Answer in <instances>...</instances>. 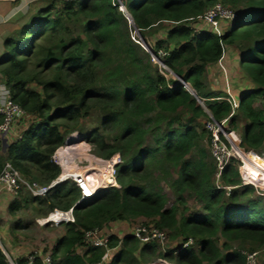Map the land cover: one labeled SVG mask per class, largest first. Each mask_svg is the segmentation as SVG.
<instances>
[{
	"label": "trees",
	"instance_id": "1",
	"mask_svg": "<svg viewBox=\"0 0 264 264\" xmlns=\"http://www.w3.org/2000/svg\"><path fill=\"white\" fill-rule=\"evenodd\" d=\"M45 1L18 37L5 41L0 59V74L12 100L30 116L22 137L9 143L5 157L0 155V173L7 161L25 178L49 185L61 174L52 155L64 144V133L82 131L83 117L97 112L99 125L87 132L88 141L97 157L120 155V186L77 203L80 190L65 181L44 197L14 198L8 206L10 214L32 205L43 216L55 208L73 207L75 222L65 223V234L51 251V264L100 262L105 250L89 245L86 232L138 218L148 219L147 226L165 231L179 243L162 250L156 241L142 243L132 234H112L108 244L115 252L106 264H144L157 259L172 264H246L243 250L264 248V207L252 199L241 202L254 189L242 184L233 164L224 167L220 178L223 186L234 187L228 192L214 183L215 166L209 168L205 160L193 161L188 156L203 138L212 139L211 131L195 122L209 121L212 115L218 121L231 118L234 124L235 112L245 120L242 147L256 152L264 148V111L255 107L257 100L264 99V0ZM218 1L234 9L246 8L220 34L203 29L197 20ZM120 2L140 33L160 22L171 23L153 50L161 56L164 49L165 65L195 89L209 112L180 81L170 80L149 54L145 53L146 59L140 55ZM236 43L241 68L253 87L243 92L233 109L227 100L205 92L202 80L208 66ZM31 84L41 91L29 88ZM150 136L154 138L148 144ZM260 159L264 169V156ZM171 169L176 170L171 186L177 198L169 206L163 189L157 187L161 177L156 175L162 171L169 177ZM187 191L202 203L204 216L186 214ZM190 239L193 243L185 245ZM80 248L84 249L81 254ZM19 263L25 264L26 259ZM0 264H8L1 249Z\"/></svg>",
	"mask_w": 264,
	"mask_h": 264
},
{
	"label": "rangeland",
	"instance_id": "2",
	"mask_svg": "<svg viewBox=\"0 0 264 264\" xmlns=\"http://www.w3.org/2000/svg\"><path fill=\"white\" fill-rule=\"evenodd\" d=\"M217 3L221 2L218 1ZM234 10L241 14L243 11L246 10V8L244 5H240ZM130 19L132 18L130 17ZM126 20V27L128 29V33L131 37V40H133L136 44L139 45L141 50L140 55L142 56L143 54L146 59V54H149L151 56L150 58L154 62V57L151 53H149L146 45L142 42H137L139 39L136 33L134 32V22L130 23L127 17ZM170 25L171 23L169 22H160L156 24V26H154V29H151L146 32H141V35L145 39L148 46L153 49L155 41L157 39L165 37V29ZM75 29L78 28L75 27ZM238 48L239 44L237 43L232 45L231 47H227V49H232L233 51H238ZM157 65L160 70L164 69L168 72L165 74L170 80L177 79V74L172 69H170L169 67H160L159 64ZM236 70L237 71H234L233 73L235 74L236 79L234 78V80H236V82L233 83L230 76V81L223 80L224 75L220 68H216L215 66H208L205 77L202 80L203 90L207 93H214L217 96H222L223 98L233 97L231 96L232 90L237 89V87L239 88V85H242V87H244L247 85V83L252 84L249 76L246 74L244 69L237 68ZM227 71L229 72V70ZM226 82H228L227 85ZM189 87H191V89L196 92L191 85H189ZM29 88L41 91V87L35 84H31ZM203 104L206 107L204 101ZM255 107L264 111V99L260 98L259 100H257ZM205 109H207V107ZM234 114L236 115L235 123L232 124L231 118H226L223 120V125L227 127L233 133L234 136L237 137L238 143H235V145H233V143H230L231 147L227 148L226 159H224L227 160L229 165L233 164L237 168L242 184L252 186L254 189L253 194L247 197L242 196L241 202L243 204H246L249 199H252L255 201H259L261 207H264V169L260 165L261 154L264 156V148L257 152H247L244 150L241 144L243 141V129L245 125V120H243V117L238 114V112H235ZM184 117L188 119L189 115L186 114ZM99 121L100 115L97 112H91L87 116H84L81 120L80 126L82 128V131L76 130L67 134L65 132V129H62L64 130V134L66 136L65 142L62 146L69 147L68 151L72 163H74V167L78 171H85L86 169H91L94 167H99V169L106 167V164L103 163L101 160H107L97 157L94 154V146L88 141L89 139L87 136V132L99 125ZM207 123V119H200L195 122V125L202 128L203 126L207 128ZM153 138L154 137L150 136L147 143L150 144L151 142H153ZM207 138H203L200 141L198 147L193 150L191 155L188 156V159H191L193 161L203 159L209 164V168H211V166H215L216 169H214L215 171L213 173V181L216 185H221L222 181L220 180L219 175H217V171L219 169V161L213 154L212 139L209 140ZM6 147L7 146H3V150L0 154L2 158L5 157ZM229 153L230 155H228ZM6 162L7 161H5V163ZM170 172L171 176L165 178L164 173L162 171H158V175H156V178L161 177L160 180L157 181V187H161L163 189V192L169 199V206H172L174 203H176L177 196L176 190L174 187L171 186V184L173 183L175 176L177 175L175 169H171ZM235 188L241 189L240 186ZM28 195L32 196L31 193L24 189H22V191L17 194L7 192L0 193V249L2 250L4 255L5 252H7L13 259L18 261L21 259H27L31 255H51V251L54 245L56 244L57 240L65 234L66 230L65 224L40 225L38 221L40 219L46 218L47 216L40 215L36 211L37 206L35 205H32L29 208H23L19 210L16 215L10 214V212L8 211V206L9 204H11L12 200L14 198L22 199V197ZM185 196L189 209L186 212L187 215L202 217L207 213L203 208L202 203L196 200L194 193L187 191L185 192ZM149 223L150 222L148 221V219L145 218L130 220L127 223L116 221L106 225L102 228V230L104 231V234L112 235L115 234L114 228H120L122 230L121 232H124V234L122 235L124 236L125 234H132L137 227H142ZM178 243L179 241L173 240L168 235L167 241H165L164 244H160V246L162 250H169L173 249ZM236 246L237 245L234 243V247ZM249 247L250 246L247 247V250H243L247 258L246 264H264V248L249 251ZM83 251V248L78 249L79 254L83 253ZM114 252L115 250L113 251V253ZM158 260L159 259L150 262L149 264H156Z\"/></svg>",
	"mask_w": 264,
	"mask_h": 264
},
{
	"label": "built area",
	"instance_id": "3",
	"mask_svg": "<svg viewBox=\"0 0 264 264\" xmlns=\"http://www.w3.org/2000/svg\"><path fill=\"white\" fill-rule=\"evenodd\" d=\"M120 9L123 12H128L125 5L120 2ZM127 18L130 23L133 21L130 20L128 13ZM238 17V13L231 7L224 5L222 3H216L208 10L204 12L203 15L198 17V21L201 23V27L205 30L213 31L215 33H222L228 29L231 24ZM134 32L136 33L138 39L137 42L144 43L148 45L145 39L140 34V31L133 23ZM160 55L154 53V62L167 68L162 56L166 54L165 51L161 50ZM178 80L187 85V83L180 77ZM216 99H225L233 107L236 108L238 100L233 97L223 98L217 97ZM198 100L203 103L202 100ZM208 121L207 129L212 133L213 141V154L219 161L218 174L221 178L222 171L228 162L226 159L227 148H229L227 142L233 143L230 135L233 133L225 127L222 121H218L214 116H210ZM30 116L29 114L17 103L12 100L11 90L6 85L4 79L0 76V142L2 144L8 145L11 141L20 139L22 137L23 129L28 123ZM231 145V144H230ZM68 146H60L52 155V161L56 163L60 169L61 174L57 179L52 181L49 185H41L37 181H31L25 178L16 168L12 166L10 162H6L1 173H0V193H13L17 194L20 190H27L34 197H44L47 192L53 188V186L63 183L65 181L73 182L78 189L80 190L81 197L77 202H82L83 200H89L102 191L109 188H119V183L117 181V166L121 163V157L119 154L113 155L107 161L101 160L106 164L105 168L94 167L91 169H86L85 171L76 170L74 163H72ZM245 150V149H244ZM246 151V150H245ZM255 152V151H247ZM230 155V153L228 154ZM225 158V159H224ZM105 170V171H104ZM246 178V177H245ZM218 187L225 188L230 192L234 187L232 186H223L218 185ZM75 222V217L73 213V207L68 210L53 209L46 218L40 219L38 223L40 225H59L65 223ZM136 238H138L142 243H149L151 241H156L160 244H164L168 239V234L165 231H162L154 226H142L137 227L132 233ZM110 234H104V231L99 228L89 230L86 232V239L89 245L101 247L105 250V253L102 257V260L95 264H106L110 261L113 256L114 248L110 247L108 244ZM193 240L190 239L185 245L192 244ZM6 261L8 264H21L18 260L13 259L7 252H5ZM40 261L39 264H51L52 257L51 255H31L26 259L25 264H38L37 261ZM156 264H167L163 259H159Z\"/></svg>",
	"mask_w": 264,
	"mask_h": 264
},
{
	"label": "crops",
	"instance_id": "4",
	"mask_svg": "<svg viewBox=\"0 0 264 264\" xmlns=\"http://www.w3.org/2000/svg\"><path fill=\"white\" fill-rule=\"evenodd\" d=\"M46 4L47 2L45 0H0V59L5 54L6 51L5 41L8 38L18 37L21 28L25 24L29 23L35 16V14L40 10V8H42ZM211 66L220 68V70L224 75L223 77L224 81H230L229 79L230 76L232 82L235 83L236 80H234V78L236 79V77L235 74L233 73L234 71H237L236 70L237 68L241 69V58L236 50L233 51L232 49H226L223 57L217 63L210 65V67ZM227 70H229V72ZM227 83L228 82H226V85ZM239 86H240L239 88L237 87V89L232 90L231 93V96H233V98L237 100H239V98L241 97L244 91L250 90L253 87L251 83L250 84L247 83V85L244 87H242V85ZM8 145L2 144V150H3V146H7L6 147V151H7ZM262 156L263 155L261 154V157ZM261 161L262 160L260 159V162ZM120 222L127 223V221H120ZM114 230H115V234H118L119 236H122L124 234V232H121L122 230L120 228H116V229L114 228ZM149 263L150 262H146L144 264H149ZM167 264L170 263L167 262Z\"/></svg>",
	"mask_w": 264,
	"mask_h": 264
},
{
	"label": "clouds",
	"instance_id": "5",
	"mask_svg": "<svg viewBox=\"0 0 264 264\" xmlns=\"http://www.w3.org/2000/svg\"><path fill=\"white\" fill-rule=\"evenodd\" d=\"M127 11H128V10H127ZM124 13H125L126 17H127V14H126V13H128L129 16L132 18L131 14H130L129 12H124ZM127 19H128V18H127ZM128 20H129V19H128ZM130 20H131V19H130ZM132 21H133V18H132ZM133 22H134V21H133ZM231 26H232V24H231ZM231 26H230L229 28H231ZM229 28H228V29H229ZM228 29H226V30H228ZM226 30H225V31H226ZM140 34H141V33H140ZM152 50H153V49H152ZM153 52L155 53L154 50H153ZM166 67H168V66H166ZM177 76H178V75H177ZM178 77H180V76H178ZM180 78H182V77H180ZM182 79H183V78H182ZM177 80H178V78H177ZM183 80H184V79H183ZM178 81H179V80H178ZM184 81H185V80H184ZM185 82H186V81H185ZM186 83H187V85H184V84H183V85L188 89V87H189L190 84H189L188 82H186ZM190 88H191V87H190ZM193 89H194V88H193ZM188 90H189V89H188ZM194 90H195V89H194ZM192 94H193V93H192ZM193 95H194V94H193ZM196 95L198 96L197 92H196ZM194 96H195V95H194ZM195 97H196V96H195ZM196 98H197V97H196ZM198 98H199L200 100H202L199 96H198ZM198 98H197V99H198ZM198 101H199V100H198ZM202 101H203V100H202ZM199 103H200V102H199ZM204 103H205V102H204ZM200 104H201L202 106L204 105V104H202V103H200ZM204 108H206V107L204 106ZM205 110L208 111V109H205ZM208 112H209V111H208ZM58 148H59V147H58ZM58 148H57V149H58ZM57 149H56V150H57ZM60 184H61V183H60ZM55 186H56V185H55ZM53 187H54V186H53Z\"/></svg>",
	"mask_w": 264,
	"mask_h": 264
},
{
	"label": "water",
	"instance_id": "6",
	"mask_svg": "<svg viewBox=\"0 0 264 264\" xmlns=\"http://www.w3.org/2000/svg\"><path fill=\"white\" fill-rule=\"evenodd\" d=\"M237 12V11H236ZM132 20V19H131ZM147 47V50L149 51V53H151L152 55H154V52H153V50H152V48L150 47V46H146ZM188 89H189V91L191 92V93H193L197 98H198V96L196 95V92H194L190 87H188ZM203 107H204V105H203Z\"/></svg>",
	"mask_w": 264,
	"mask_h": 264
},
{
	"label": "bare ground",
	"instance_id": "7",
	"mask_svg": "<svg viewBox=\"0 0 264 264\" xmlns=\"http://www.w3.org/2000/svg\"><path fill=\"white\" fill-rule=\"evenodd\" d=\"M203 104V103H202ZM230 138H231V140H232V142H233V145H235V143H238V139H237V137L236 136H234V135H230ZM238 146V145H237Z\"/></svg>",
	"mask_w": 264,
	"mask_h": 264
}]
</instances>
